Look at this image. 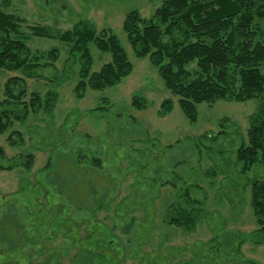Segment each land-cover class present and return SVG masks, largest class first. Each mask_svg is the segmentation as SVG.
<instances>
[{"label": "rangeland", "instance_id": "rangeland-1", "mask_svg": "<svg viewBox=\"0 0 264 264\" xmlns=\"http://www.w3.org/2000/svg\"><path fill=\"white\" fill-rule=\"evenodd\" d=\"M162 2L0 0L24 19L40 57L35 69L0 70V114L10 115L0 135V264H264L251 204L264 162L243 173L236 159L264 97L199 104L191 122L123 30L129 12L150 18ZM81 21L119 39L133 65L119 85L78 93L80 54L32 34L64 33ZM89 48L92 71L111 61ZM14 77L22 79L12 86L19 99L1 104ZM48 92L57 94L53 111L32 106L35 93L44 103ZM180 208L195 212L193 231L169 224Z\"/></svg>", "mask_w": 264, "mask_h": 264}, {"label": "trees", "instance_id": "trees-1", "mask_svg": "<svg viewBox=\"0 0 264 264\" xmlns=\"http://www.w3.org/2000/svg\"><path fill=\"white\" fill-rule=\"evenodd\" d=\"M24 22L0 6V70L14 72L40 66V57L33 55L28 45L30 37L22 32ZM123 30L136 56L149 58L165 88L179 98V106L191 122L198 120L199 104L220 100L246 103L264 97V0H163L150 18L138 11L129 12ZM32 31L38 38L63 41L72 53L80 54L78 93L87 88L101 91L114 87L133 72L119 39L109 29L99 31L89 22L81 21L64 33L40 27H33ZM91 44L111 55V61L95 72ZM56 53V49L51 50L48 60L55 59ZM192 65L194 69H190ZM21 80L14 77L8 81V98L1 104L19 99L12 86ZM34 98L32 106H43L47 112L53 111L57 103L55 92H48L44 103L39 94L35 93ZM134 104L141 107L138 98ZM162 106L165 111L171 109L170 101ZM9 125L10 115L0 114V135ZM236 159L243 173L264 162V101L250 118L247 143L237 149ZM28 162L26 167L30 168L32 160ZM251 204L258 227L255 233L260 234L255 243L261 245L264 244V181L252 183ZM174 214L170 225L188 231L195 229L194 211L180 208Z\"/></svg>", "mask_w": 264, "mask_h": 264}]
</instances>
